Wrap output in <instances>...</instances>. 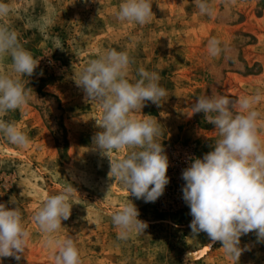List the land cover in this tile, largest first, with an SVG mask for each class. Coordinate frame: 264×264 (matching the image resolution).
<instances>
[{"label":"rangeland","instance_id":"rangeland-1","mask_svg":"<svg viewBox=\"0 0 264 264\" xmlns=\"http://www.w3.org/2000/svg\"><path fill=\"white\" fill-rule=\"evenodd\" d=\"M4 2L12 10L0 24L16 31L40 62L27 77L12 71L10 57L0 58V73L33 89L25 106L0 114L29 139L22 147L0 134V203L11 201L20 209L29 233L21 261L5 258L0 264H54L57 249L47 245L48 235L33 217L50 195L70 183L77 189L69 197L71 216L54 239L72 238L81 264H264V243L254 233L241 237L240 246L249 250L239 261L205 233L191 234L192 217L181 191V173L190 157H202L219 138L203 113L191 116L198 97L259 95L254 108L264 138V0H207L211 14L201 13L195 0H151L154 15L145 25L116 19L122 0ZM212 38L224 49L217 57L208 53ZM57 41L62 49H56ZM113 48L134 59L130 82L139 78L142 67L156 72L167 90L161 106L149 102L132 113L140 120L154 117L163 132L158 140L169 158L170 182L154 203L129 197L122 182L108 178L109 160L90 151L102 110L84 101L74 79L92 59ZM128 151L113 150L111 157L122 159ZM129 199L148 228L120 240L111 217Z\"/></svg>","mask_w":264,"mask_h":264},{"label":"clouds","instance_id":"clouds-1","mask_svg":"<svg viewBox=\"0 0 264 264\" xmlns=\"http://www.w3.org/2000/svg\"><path fill=\"white\" fill-rule=\"evenodd\" d=\"M201 13L211 14L207 0H195ZM9 4L0 0V18L11 12ZM121 22L145 25L154 15L151 0H122L116 12ZM56 49H62L59 41ZM221 42L208 41V53L217 57L223 53ZM11 58L12 71L31 77L40 59L33 57L19 41L16 31L0 24V58ZM134 63L126 51L107 49L92 59L74 79L84 101L99 105L102 118L92 136L90 151L109 160L108 178L118 179L127 188L129 197L156 202L170 182L167 175L169 158L158 140L163 135L160 122L154 117L140 120L132 113L142 111L150 102L161 106L167 90L161 86L156 72L137 70L138 79L130 82L128 70ZM33 89L18 78L0 73V114L15 111L32 99ZM260 96L236 100L225 95L205 94L196 99L191 116L203 113L213 125L218 139L202 157H190L182 170V199L192 217L191 234L205 233L213 243L220 242L226 255L239 261L249 250L241 247V237L254 233L264 243V138L258 132V112L254 105ZM190 116V117H191ZM0 134L18 146H27L29 139L13 122L0 119ZM129 149L127 155L113 160L111 152ZM111 187L109 184L108 189ZM77 189L70 183L62 192L50 195L35 212L34 220L48 235V246L55 245L54 264H81L80 252L72 238L54 239L62 221L71 216L69 197ZM11 201L0 203V262L5 258L21 261L28 231L22 213ZM140 211L131 199L112 217L118 229L117 238L127 240L133 232L145 233L148 223L139 219Z\"/></svg>","mask_w":264,"mask_h":264}]
</instances>
